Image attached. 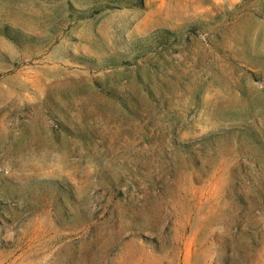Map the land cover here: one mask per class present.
<instances>
[{
	"label": "rangeland",
	"instance_id": "1",
	"mask_svg": "<svg viewBox=\"0 0 264 264\" xmlns=\"http://www.w3.org/2000/svg\"><path fill=\"white\" fill-rule=\"evenodd\" d=\"M0 264H264V0H0Z\"/></svg>",
	"mask_w": 264,
	"mask_h": 264
}]
</instances>
